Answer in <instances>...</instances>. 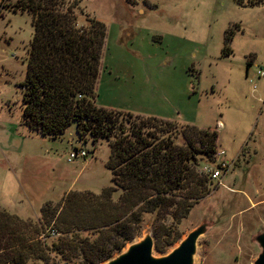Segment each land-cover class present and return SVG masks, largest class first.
Instances as JSON below:
<instances>
[{"label": "rangeland", "instance_id": "1", "mask_svg": "<svg viewBox=\"0 0 264 264\" xmlns=\"http://www.w3.org/2000/svg\"><path fill=\"white\" fill-rule=\"evenodd\" d=\"M12 1L0 0V209L38 223L46 200L57 202L70 189L98 193L110 184L104 164L110 146L106 138L79 139L73 122L57 137L21 123L19 83L33 29L30 14L14 10ZM80 4L106 26L96 104L214 129L213 159L200 156L197 169L225 162L216 178H208V191L173 225L177 239L153 253L166 252L204 223L192 264H252L260 249L254 236L264 228V0ZM223 44L227 53L221 52ZM255 70L263 74L256 76ZM74 147L84 148L86 156L67 159ZM154 216L142 214L132 240L145 233L154 239ZM57 235L44 241L49 244ZM26 264H80V258L65 248L50 250L46 258L30 257Z\"/></svg>", "mask_w": 264, "mask_h": 264}, {"label": "trees", "instance_id": "2", "mask_svg": "<svg viewBox=\"0 0 264 264\" xmlns=\"http://www.w3.org/2000/svg\"><path fill=\"white\" fill-rule=\"evenodd\" d=\"M11 6L30 14L33 29L19 83L21 123L57 137L73 122L79 139L106 138L111 175L98 193L70 189L57 202L46 200L38 223L0 209V264H26L65 248L77 251L80 264H97L133 239L144 212L155 215L154 249L165 251L177 239L173 225L208 191L197 165L200 156L213 159L215 130L97 105L106 26L80 0H13ZM85 229L95 235L77 232ZM51 230L58 235L47 244Z\"/></svg>", "mask_w": 264, "mask_h": 264}, {"label": "water", "instance_id": "3", "mask_svg": "<svg viewBox=\"0 0 264 264\" xmlns=\"http://www.w3.org/2000/svg\"><path fill=\"white\" fill-rule=\"evenodd\" d=\"M204 223H199L171 246L166 252L155 255L154 239L145 233L137 240H131L124 249L104 259L102 264H192L197 236L203 231ZM259 251L252 264H264V228L255 234Z\"/></svg>", "mask_w": 264, "mask_h": 264}, {"label": "built area", "instance_id": "4", "mask_svg": "<svg viewBox=\"0 0 264 264\" xmlns=\"http://www.w3.org/2000/svg\"><path fill=\"white\" fill-rule=\"evenodd\" d=\"M254 74H256V76L262 75L263 72L261 70H255ZM87 151L82 148V147H74L73 150H71L68 154L67 159H71L73 157H84L86 156ZM225 167V162L222 160H219L216 162V164L214 166H208V165H203L202 166V172L210 179L216 178L219 174V171L221 169H224ZM50 234H54V231L51 230L49 231ZM42 237H44L42 235ZM9 264H13V263H9Z\"/></svg>", "mask_w": 264, "mask_h": 264}, {"label": "crops", "instance_id": "5", "mask_svg": "<svg viewBox=\"0 0 264 264\" xmlns=\"http://www.w3.org/2000/svg\"><path fill=\"white\" fill-rule=\"evenodd\" d=\"M96 103V102H95ZM166 119H168V118H166Z\"/></svg>", "mask_w": 264, "mask_h": 264}]
</instances>
